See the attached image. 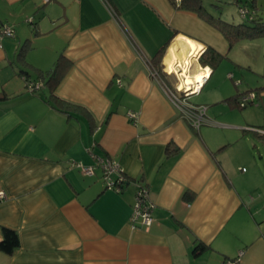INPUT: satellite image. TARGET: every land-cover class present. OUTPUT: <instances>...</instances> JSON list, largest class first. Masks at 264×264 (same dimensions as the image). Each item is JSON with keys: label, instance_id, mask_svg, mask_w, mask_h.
Masks as SVG:
<instances>
[{"label": "crops", "instance_id": "obj_1", "mask_svg": "<svg viewBox=\"0 0 264 264\" xmlns=\"http://www.w3.org/2000/svg\"><path fill=\"white\" fill-rule=\"evenodd\" d=\"M108 1L118 21L101 0H0V27L14 30V37L0 32V239L7 227L20 242L12 255L0 252V264H228L237 257L238 264H264V126L242 122L233 110L257 99L264 105L258 91H264V37L229 46L220 31L169 0ZM187 42L198 50L189 74L208 69L193 92L208 87L198 102L212 118L199 129L148 66L166 45L160 64L174 85L163 81L187 87L177 61L173 71L166 61L175 43L182 62ZM237 44L247 62H233L261 85L241 89L237 82L228 93L216 77L220 63L202 66L198 57L211 47L229 58ZM60 55L71 64L53 93L76 105L60 106L70 117L47 99V84L35 93L26 87ZM251 90L257 97L239 105ZM128 111L138 113L135 121ZM103 156L130 180L120 193L104 189L100 170L86 176L70 166L71 160L94 165ZM138 183L154 205L148 229L129 225ZM198 244L204 249L196 252Z\"/></svg>", "mask_w": 264, "mask_h": 264}, {"label": "trees", "instance_id": "obj_2", "mask_svg": "<svg viewBox=\"0 0 264 264\" xmlns=\"http://www.w3.org/2000/svg\"><path fill=\"white\" fill-rule=\"evenodd\" d=\"M108 1V0H106ZM250 1V2H249ZM109 2V1H108ZM170 4L180 10H185L188 12H192L202 18L205 22L209 25L220 31L224 37L229 42V46H232L238 41L241 40H251L259 37H264V16L261 15L259 12V6L256 4V0H233L234 4L238 7V12L240 9H244L247 12L244 15H240L241 22H233L223 19L219 14L216 15L213 13L212 10H215L220 13L221 5L213 3L209 7H207L204 0H169ZM111 5V4H110ZM112 6V5H111ZM32 20V19H31ZM29 42H25L21 48V58L23 57L22 51L29 47ZM165 47H162L157 54L153 57L150 61V65L159 73L161 77H167V73L163 71V66L160 64L161 56L165 50ZM223 55L214 50L211 47H207L198 57V62L202 66H217L221 60L223 59ZM70 61H68L63 55L56 60L53 68L48 71H44L39 73L36 77L37 79H32L33 82L42 81L43 83L47 84L52 94V97H47V99L53 100L55 102L53 107L65 113L68 117L72 116L68 110H62L60 106H66L71 108L75 106L64 99L57 97L53 91L58 82L60 81L61 77L64 75L67 68L70 66ZM162 77V78H163ZM26 87H28V79L26 80ZM37 90L31 91L35 93ZM253 91V90H251ZM257 94V91H254ZM5 95L2 93L0 94V100L4 99ZM228 101V99H227ZM239 105L240 100H239ZM245 106L248 105L244 104ZM110 157V156H106ZM71 162V161H70ZM76 168V167H74ZM78 169V168H76ZM100 170V176L102 180L101 169L96 167L95 170ZM79 170V169H78ZM80 171V170H79ZM95 173V172H94ZM126 176V174H125ZM126 183L121 187L120 192L130 183V180L126 176ZM103 187L105 190L106 186L102 180ZM137 189V185L135 187V192ZM116 192V193H120ZM20 246L19 236L17 232L13 229L2 227L1 228V239H0V252L6 255H12ZM204 249L203 244H198L196 248V252H199Z\"/></svg>", "mask_w": 264, "mask_h": 264}, {"label": "built area", "instance_id": "obj_3", "mask_svg": "<svg viewBox=\"0 0 264 264\" xmlns=\"http://www.w3.org/2000/svg\"><path fill=\"white\" fill-rule=\"evenodd\" d=\"M112 17L118 21V15L110 3L106 0H101ZM247 11L240 9V15H244ZM0 32L6 37H14V30L11 25L3 24L0 27ZM148 63V62H147ZM150 74L153 78L160 81L162 89L169 98V100L180 110L183 117L189 122L191 127L194 129H199L203 125H208L210 119L206 114V106H195L187 102V97L193 93L195 90H187L186 87H177L171 88L163 78L151 65L148 64ZM206 77H204L205 79ZM203 79V80H204ZM43 86L42 81L33 82L28 80V90H38ZM179 86V85H178ZM198 90V89H197ZM241 105L248 103L257 97L254 91H249L242 94ZM137 112L128 111L127 116L131 121L137 119ZM94 165H84L79 161L71 160L70 166L76 167L80 170L83 175L91 176L94 175L95 168L99 167L101 169L102 180L106 186L107 190L120 192L121 187L126 183V176L123 169L120 167L119 163L111 157H95ZM5 198V193L0 191V200ZM154 205L150 199V193L147 186L144 184L138 183L137 189L135 192V198L132 205V211L129 217V225L132 229L144 228L148 229L152 224ZM239 257L235 260H229L228 264H238Z\"/></svg>", "mask_w": 264, "mask_h": 264}, {"label": "rangeland", "instance_id": "obj_4", "mask_svg": "<svg viewBox=\"0 0 264 264\" xmlns=\"http://www.w3.org/2000/svg\"><path fill=\"white\" fill-rule=\"evenodd\" d=\"M230 1L231 0H227L226 2L223 3V5H221V9H222L221 15L222 16L228 15V16H230L232 18H236V20H238V17L241 18L239 15V12H238V7L234 3L232 4ZM204 2H206V1L204 0ZM259 3L261 6H264V0H259ZM206 6L209 7L210 3H208ZM239 45L240 44L233 46L232 50L229 53V58L223 59L220 62V64L215 68L216 69V77L219 76L220 87L223 88L224 90H227L228 93L236 92L233 90L236 89V83L237 82H240L239 87H241V89L242 88H251L254 90V89L260 87V85H261V84H259L260 77L258 75L253 74V72H250V70H248L247 67H245V66L240 67L238 65H235V62H233L234 59L246 61L245 57H243V53H244L243 48ZM233 54H235V55H233ZM227 65H230L231 69H228ZM253 66H255L257 68L259 66V63H255V64L253 63ZM232 71L235 72L236 74H234V77L231 78V74H228V72H232ZM166 81H168L174 85V83L171 82V78H169L168 76H167ZM207 88L208 87H205L203 89V91L200 93H196V94L192 93V95H190L187 99L190 100V102L200 104L197 106H203L202 103L198 102V100L202 97L207 96L206 95L207 94L206 91L208 90ZM231 89H232V91H231ZM258 91L261 93L260 96H264V91H261V90H258ZM223 92H225V91H223ZM208 97L211 100L210 102H212L213 96H208ZM257 100L253 105H248L243 109H237L236 108L233 110L236 112H240L239 115H240V119L242 122H247L249 124L264 126V105L259 106L260 107L259 108L257 105V103H258ZM262 100H264V97H262ZM208 106H209V108H212V109H216L217 107L219 109H221L223 106V103H216V104L209 103ZM257 108H259V109L257 110ZM244 113H246V114H244ZM208 116H210L209 118H212L211 115L208 114ZM203 127H207V125L201 126V128H203Z\"/></svg>", "mask_w": 264, "mask_h": 264}, {"label": "bare ground", "instance_id": "obj_5", "mask_svg": "<svg viewBox=\"0 0 264 264\" xmlns=\"http://www.w3.org/2000/svg\"><path fill=\"white\" fill-rule=\"evenodd\" d=\"M174 45L175 46L171 47L170 52H169V58L166 60L167 61V69L169 71H173V63H174L173 61H177L176 63H178V65L181 67L179 75L184 77L183 83L185 84V86H187L186 89L187 90L194 89L196 91L201 86L202 81L206 75L205 73H208V69L199 71L195 74L194 77H192V75L189 74L190 61H191V58L193 56L197 55L198 50H196L191 43L187 42L186 46H184V48H182L183 49L182 53H183L184 57H183L182 62H181L177 58V55H176L177 53H175V49L178 46L175 43H174ZM178 55H179V53H178ZM184 84H183V86H184ZM180 87L183 88L181 86V83H180Z\"/></svg>", "mask_w": 264, "mask_h": 264}]
</instances>
